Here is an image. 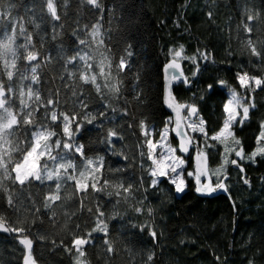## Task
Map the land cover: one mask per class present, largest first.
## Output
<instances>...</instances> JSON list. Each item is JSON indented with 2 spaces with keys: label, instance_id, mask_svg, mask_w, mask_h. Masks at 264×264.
Masks as SVG:
<instances>
[{
  "label": "trees",
  "instance_id": "trees-1",
  "mask_svg": "<svg viewBox=\"0 0 264 264\" xmlns=\"http://www.w3.org/2000/svg\"><path fill=\"white\" fill-rule=\"evenodd\" d=\"M177 51L173 95L196 109L184 129L210 183L226 176L214 193L197 192L188 154L183 192L151 173ZM0 88L13 118L0 128V264H24L23 238L33 264H264V0H0ZM231 91L248 115L221 143ZM38 141L36 176L18 179Z\"/></svg>",
  "mask_w": 264,
  "mask_h": 264
},
{
  "label": "rangeland",
  "instance_id": "rangeland-1",
  "mask_svg": "<svg viewBox=\"0 0 264 264\" xmlns=\"http://www.w3.org/2000/svg\"><path fill=\"white\" fill-rule=\"evenodd\" d=\"M169 62H172L174 64H178L179 68H181L177 56H174L173 58H171ZM248 81H249L248 84L250 82L256 84L255 83L256 79H249L248 78ZM233 94H235L238 98V95L235 92L231 91L225 105L228 104V102L232 99ZM3 101H4L3 90L0 88V128L9 124L13 120V118L10 117L9 110L4 105ZM180 105H183V104H180ZM230 107L234 108L235 112L237 113L235 119L237 118L239 112H240L239 115H241V116L244 115L243 109L246 107L244 104H241L240 102L239 103H233ZM183 108L185 111L184 123L186 124L187 123L186 114H187V111L189 109H191V107L190 106H184ZM227 117H228V113H226L225 119H227ZM231 124H230V126H231ZM170 125H171V121L169 119V122L166 124V126H164V128H162L160 130L158 137L153 138L152 136H150V139L148 140L149 156L152 160L151 173L153 175L154 180L157 179L162 174L167 175L170 178V180L173 177H177V176L179 177V180H183L182 174H183V171H184V168L186 165V161H187V157L185 156V154H188V156L192 159V157L196 151V140L194 138H192V136L189 133H187V135L192 140V143L188 146L187 152H185V151L181 152V150L178 149L179 148L178 144L176 146L172 145L169 141ZM230 126H229V129L227 131L231 130ZM223 127H224V124L221 127V129ZM151 129L152 128L150 127V135L152 134ZM165 129H168L167 134H165ZM221 129L217 133H219L221 131ZM227 131H226L225 135H227ZM143 132L146 133L145 127L143 128ZM216 134H214L213 137H215ZM38 146H39V141L36 142L34 144V146L26 152L23 159L15 166V171H16V175H17L18 179H24L28 176H36V174H37V157H38V151H39ZM198 149L200 152H202L206 156V147L205 146L198 147ZM41 152H42V150H41ZM174 158H178L177 163L179 160L184 161L183 164H180L179 167L176 168V172H172V170H171L172 167L175 166L173 163ZM189 173H192V175H190V176L193 177V179L195 180L196 177H195L193 170H188L187 175H189ZM179 180L177 182H179ZM204 181L210 182L207 173H206V177H205ZM183 186H184V180H183ZM212 186H215V185L212 184ZM223 189L224 188H218V190H223ZM177 193H179V192H177Z\"/></svg>",
  "mask_w": 264,
  "mask_h": 264
},
{
  "label": "water",
  "instance_id": "water-1",
  "mask_svg": "<svg viewBox=\"0 0 264 264\" xmlns=\"http://www.w3.org/2000/svg\"><path fill=\"white\" fill-rule=\"evenodd\" d=\"M173 65H175L174 63L172 62H169L167 64H165L163 66V73H162V101H163V104L168 108L169 110V113H170V121H171V131L176 135L177 139H178V147L179 149L181 150V152H184L181 148V141H182V136L181 135H178L177 134V119H179V122H180V129L179 131L182 132L183 134V142L189 146L191 143H192V140L188 137L185 129H184V114H185V111H184V108L182 107L180 109V112H179V117H177V113L176 111H174L172 108H170L168 105L169 103L173 102V98H174V101L176 104L180 105L176 98L174 97L173 95V83L177 80H173L171 85L169 86V76L173 73H175L177 76L180 75L181 70L180 68H173V69H170V67H172ZM183 78V75L182 77ZM180 78V79H181ZM189 112V114L193 115L191 112H190V109L187 111ZM198 153H201L202 154V158L201 160L198 162L197 160V154ZM192 161H193V172L195 174V177L198 173V171H200L202 174L200 175V183L197 184V181H196V178H195V185H196V189L202 185H208L210 186L211 188L214 189V191H211L209 193H214L216 191V189H218L217 185L219 183H223L224 179L226 176H224L218 184H216L215 186H212V184L210 182H205V177H206V163H205V155L199 151L198 147H196V151L192 157ZM235 161V160H233ZM233 161H232V164H233ZM239 169L242 170V167L240 165H238ZM4 228V225L0 223V229H3ZM21 242L24 244L25 246V257H24V264H33V262L31 261L30 259V256H29V249H30V246H31V241L27 238H23L21 239Z\"/></svg>",
  "mask_w": 264,
  "mask_h": 264
},
{
  "label": "snow or ice",
  "instance_id": "snow-or-ice-1",
  "mask_svg": "<svg viewBox=\"0 0 264 264\" xmlns=\"http://www.w3.org/2000/svg\"><path fill=\"white\" fill-rule=\"evenodd\" d=\"M180 55H181V52L180 51H177L176 52V56L179 57ZM173 68H177L178 69L179 68V65L178 64H175L172 67H170L169 70L170 69H173ZM182 75H183L182 73H180L179 76H177L175 73L171 74L169 76V86L171 85V83H172L173 80H179L182 77ZM184 79H185V83H187V79L186 78H184ZM240 82H241L242 85L247 86V84H248L249 81H248V78H247V75L246 74L244 76H241L240 77ZM255 83H256L257 86H259L260 83H261V81L260 80H256ZM233 103H239V100H238V98H237V96L235 94L232 95V99L228 102V104L225 105V112L228 113V117L224 121V127L221 129V131L219 133L216 134L215 137H213V139L220 140L221 143H225L226 142L225 133L229 129L230 124L235 120V117L237 115V113L235 112V109L232 108V107H230ZM168 106L170 108H172L174 111H176L177 117H179L180 109L182 107H184V105H178V104H176L175 101H174V98H173V102L169 103ZM190 112L192 114H194L196 112V109L194 107H192L190 109ZM243 112H244V118H247L248 108L245 107L243 109ZM202 125H203V121H201V126L198 129L197 128H194V130H198L200 132H204V128H203ZM177 129H178L177 134L182 136L181 148H182L183 151L187 152L188 151V146L183 142V134H182L181 131H179V129H180L179 119H177ZM167 132H168V129H165V134H167ZM231 135H232V133L230 131H227V136H231ZM261 136L264 137V132L261 133ZM237 143H239V141H237ZM258 151H264V149H258ZM237 155L239 156V155H241V153L240 152H237ZM253 155H255V153ZM201 158H202V154L201 153H198L197 154V160H198V162L201 160ZM177 160H178V158H174V160H173V163H174L175 166L172 167V169H171L172 172H176V168L179 167L180 164H183L184 163V161H182V160H179L178 163H177ZM225 162H227V161H225ZM233 163H236V162L233 161ZM201 174L202 173L200 171H198V173L196 175L197 184L200 183V175ZM189 175H192V173H189ZM178 180H179V177L178 176L177 177H173L171 179V182L175 185V188H176V191L177 192H183L184 191L183 180H179V182H177ZM217 187L218 188H225V185L223 183H219L217 185ZM196 190H197V192H211V191H214V189L211 188L208 185H202V186L198 187Z\"/></svg>",
  "mask_w": 264,
  "mask_h": 264
}]
</instances>
